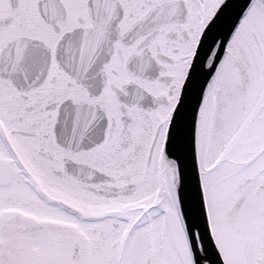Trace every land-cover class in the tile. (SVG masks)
Returning <instances> with one entry per match:
<instances>
[{
    "label": "snow or ice",
    "instance_id": "obj_1",
    "mask_svg": "<svg viewBox=\"0 0 264 264\" xmlns=\"http://www.w3.org/2000/svg\"><path fill=\"white\" fill-rule=\"evenodd\" d=\"M0 264H264V0H0Z\"/></svg>",
    "mask_w": 264,
    "mask_h": 264
}]
</instances>
